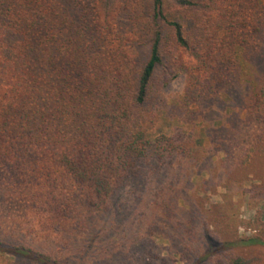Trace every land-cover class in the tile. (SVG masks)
Masks as SVG:
<instances>
[{"label": "trees", "instance_id": "trees-1", "mask_svg": "<svg viewBox=\"0 0 264 264\" xmlns=\"http://www.w3.org/2000/svg\"><path fill=\"white\" fill-rule=\"evenodd\" d=\"M109 1L0 0V254L17 264H113L104 255L123 231L119 194L143 186L145 162L158 169L177 154L173 138L145 137L150 105L170 80L157 84V70L191 71L184 104H202L215 82L240 72L259 31L252 20L264 14L259 0H149L124 15L146 59L106 57L96 11ZM167 41L196 66L169 61ZM98 239L102 255L93 252ZM231 247L214 249L208 263H252Z\"/></svg>", "mask_w": 264, "mask_h": 264}, {"label": "rangeland", "instance_id": "rangeland-1", "mask_svg": "<svg viewBox=\"0 0 264 264\" xmlns=\"http://www.w3.org/2000/svg\"><path fill=\"white\" fill-rule=\"evenodd\" d=\"M259 1L264 6V0ZM109 2V9L96 11L106 57L120 52L146 59V43L145 48L133 50L140 38L138 27L124 15L128 11L139 15L150 1ZM263 17L259 12L252 20L259 21V31L251 33L242 49L240 72H230L215 82L202 104L188 108L184 104L191 71L172 77L165 65L157 70V84L170 80L150 105L145 137L152 142L158 137L167 142L173 138L177 154L168 155L157 164L158 169L145 162L143 186L134 193L119 194L123 231L110 237L114 244L104 255L106 261L195 264L198 260V264H209L211 252L231 242V251L253 259L251 264H264V94L258 97L264 92ZM250 25L253 22L247 31L254 27ZM166 48V53L171 52L169 61L188 69L196 66L188 52L177 50L168 41ZM156 200H166L162 210L155 209ZM154 226L163 230L150 234ZM250 237L263 244L242 243ZM104 242L106 239H98L93 252L102 255ZM0 264L17 263L0 254Z\"/></svg>", "mask_w": 264, "mask_h": 264}]
</instances>
